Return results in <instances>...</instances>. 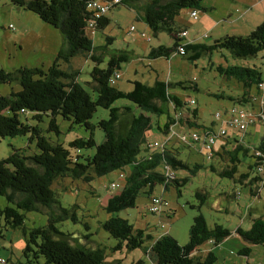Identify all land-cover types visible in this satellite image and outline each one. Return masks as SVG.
I'll return each mask as SVG.
<instances>
[{
	"label": "trees",
	"instance_id": "1",
	"mask_svg": "<svg viewBox=\"0 0 264 264\" xmlns=\"http://www.w3.org/2000/svg\"><path fill=\"white\" fill-rule=\"evenodd\" d=\"M90 1L92 0H10L13 6L36 15L40 21L57 29L65 42V45L57 52L52 65L46 70L19 67L9 72L0 69V85H10L15 82L21 88L20 91L12 92L7 96L0 95V138L28 133L29 141L33 140L37 149V153L29 158L13 151L7 158L0 160V198H4L8 204L0 208V219L4 221V225L0 227V237L3 238V231L14 230L23 225L24 216L19 211H32L38 206L50 210L46 226L31 229L27 233L22 251L23 258L26 260L24 264H38L40 258L42 264H105L104 253L100 248L70 244L58 231L56 225L62 221L77 222L74 207L68 209L60 207L51 188L52 183L58 178H82L84 181H89L94 176L110 174L115 169L123 171L127 169L121 192L109 197L105 205V211L108 214H116L120 210L133 208L140 192L150 200L151 196L157 195L154 194L156 187L162 190L158 194L160 197L162 192L170 189H174L177 196H180L179 188L188 181L186 174L194 176L203 167L200 163L190 164L188 160L179 159L173 149L166 147V142L161 149L150 151L146 156H138L141 144L146 139L144 133L151 130V120L142 114L137 117L132 116L126 132L119 133L116 130V123L119 120L120 110L127 114L130 109L110 107L113 102L124 99L136 108L149 111L156 116L167 113L162 128L157 127L163 135L168 136L170 128L176 125L197 129L203 133V136L215 133L213 128L198 124V113L195 107L182 105L176 96L168 93L169 83L156 80L149 86L139 81H132V90L128 92L109 86L108 80L111 74L115 70H120V64L128 62L126 52L112 53L105 69L93 67L90 75L95 84L93 85L94 99L75 81L77 73L61 69L62 64H68L74 56L82 52L91 54L93 62H100L101 58L92 54L101 48L95 49L92 39L86 33L87 22L90 19L86 5ZM135 1L137 0H122L121 3L119 1L109 10L127 3L132 5ZM200 2L201 0H149L141 6H136L141 21L154 34L165 31L173 40L171 48L164 46L152 48L148 55L150 59L159 57L168 59L171 52L178 54V48L182 47L181 45L185 51L182 57H185L187 52H192V55L188 57L190 61L197 59L202 53L215 50H226L232 57L238 59L256 57L258 53H264V21L245 37L224 36L215 40L212 45L190 43L187 38L186 40L179 38L177 35L184 29H174L175 17L182 9L206 11V8L200 6ZM108 22L107 17L101 18L97 22L96 31L103 30ZM106 41L109 44L112 39L106 38ZM180 41H182L181 44H179ZM223 73L241 82L245 89H249L254 84L258 90V86L264 83L256 68L230 67L223 70ZM193 85L192 80L188 89L196 90ZM213 96L240 104H247L253 98L246 93L235 98ZM168 102L173 105L171 115L163 106ZM98 107L109 110L108 119L97 123V127L104 133V141L95 145L94 140L89 138L69 143L70 147L79 149L95 146V152L91 157L72 156L61 144L48 141L35 124L44 116L48 117V130H54L58 134L55 118L59 116L75 125L92 129L93 126L89 120ZM182 109L184 113L177 116L178 110ZM121 114L124 113L121 112ZM21 117H24V123ZM193 143L199 144L195 141ZM234 143H236L235 147L223 152L221 157L220 154H216V157L226 159L228 162L222 170L217 172L213 165H209L208 168L219 177L231 179L241 185L248 180L244 185L250 189V193H255L252 196L260 197L264 193V174H258L255 171V160L258 161L259 158L254 156V152L260 150L264 154V138L255 144H247L235 138ZM182 145H186V149L191 148V145L186 143ZM198 152H202L200 145ZM240 154L243 157L249 156L252 163L248 165L244 176L235 179L238 165L241 163L238 157ZM80 158L86 162L75 161ZM27 161L30 165L26 164ZM165 167L173 172V178L166 176ZM249 171L252 175H249ZM178 172H183L185 176L178 177ZM195 198L199 200L197 207L199 209L206 197L204 194L196 193ZM54 207L57 209V214ZM249 217H252L251 213ZM101 227L111 238L119 241L117 249L123 243L125 249L131 251L143 248L145 241H149V244L143 248V254L148 257L154 256L155 262L152 264H216L217 259L213 252L208 251L204 257L194 256V252L205 243L217 246L230 236V231L221 225L208 227L201 213L193 218L188 232V241L184 245L178 244L169 234L160 235L153 240L148 234L144 236L141 230L134 231L127 220L118 216H110L101 224ZM234 232L250 245L260 246L263 249L262 264H264V216L252 218L247 230L238 227ZM24 236H26L25 233ZM250 252L249 247H243L237 254L247 257ZM109 264L121 263L113 261ZM131 264L149 263L139 259Z\"/></svg>",
	"mask_w": 264,
	"mask_h": 264
},
{
	"label": "rangeland",
	"instance_id": "2",
	"mask_svg": "<svg viewBox=\"0 0 264 264\" xmlns=\"http://www.w3.org/2000/svg\"><path fill=\"white\" fill-rule=\"evenodd\" d=\"M256 1L201 0L200 6L206 8V11L182 9L175 17L173 27L174 29H184L187 32V41H193L195 44L212 45L215 40L224 36L245 37L253 29L250 28L252 21H246L241 13L246 9L245 7H249ZM231 7L240 12H234L233 10L232 16L211 28L213 23L218 20L220 13ZM191 10L197 12L195 20L189 15ZM252 12L255 16H257L256 14L260 15L261 12L264 13V4L258 2V7L253 8ZM138 14L136 6L128 3L113 7L107 12L109 22L105 28L96 31L93 36H89L95 49L97 47L101 48L92 54L101 58L100 62H93L91 54L82 52L74 56L68 64L61 65L62 70L77 73L75 81L90 93L92 99L95 98L93 93V85L95 84L91 79V70L93 67L105 69L110 55L117 51H123L127 53L129 59L128 62L120 64L121 78L114 85L117 90L131 91L132 81H139L149 86L156 80L169 83L168 93L176 96L182 105H186L189 99L194 100L195 104L192 107L197 109L198 124L213 128L215 133L221 128V124L214 121L213 116L216 112L221 113L226 118L233 107L243 110L247 114L257 111V107L253 105L240 104L229 101L226 98H216L213 95L231 96L233 98L237 97V95L241 96L243 93L254 95V84L249 89H245L241 82L234 77L225 75L223 70H227L230 67L256 68L260 73V78L264 80L263 52L258 53L256 57L245 59L234 58L226 50L202 53L193 61L188 59L192 52H187L185 57L171 52L168 59L164 57L150 59L148 55L152 48L158 46L171 48L173 40L165 31H159L154 34L143 21L137 18ZM259 19L257 23L262 22L264 17ZM41 26L50 28V30L52 28L40 21L36 15L13 6L10 0H0V69L9 72L19 67H36L46 70L52 65L55 57L51 56L49 51L41 53L37 46L39 40L35 38L34 34L41 35ZM131 27H133V31H130ZM142 33L145 34L146 38L149 37L150 41L141 37ZM204 36L206 37L204 38ZM106 38H111L112 41L107 44ZM181 43L182 41L179 42V44ZM192 80L196 90L188 89V85ZM20 89L19 84L15 82L10 85L2 84L0 85V95L7 96L12 92L20 91ZM163 106L168 109V114L171 115L173 112L172 103L168 102ZM110 107H126L130 109L127 114L122 109L120 110L119 120L116 123V130L119 133L126 132L132 116L137 117L142 114L151 120V130L145 131L146 139L141 144L138 156H146L150 153L151 150L147 148L148 144L164 142V136L160 135L161 132H159L158 128H162L166 121L167 113L156 116L149 111L136 108L124 99L116 100ZM121 112L124 114H121ZM108 117L109 110L96 108L89 120L93 128L86 129L57 116L55 123L58 128V134L54 130H48V117L44 116L40 122L35 124H37L42 135L48 141L61 144L69 150L72 156L77 155L83 158L93 156L95 146L79 149L70 147L69 143L75 140L84 141L92 138L95 145L101 144L104 141V133L97 127V123L100 120H107ZM21 121L25 122L24 117H21ZM257 124L254 128H250L249 132L253 137L262 139L264 138V122H257ZM179 128H174L175 135L170 140L171 147L176 152L178 151V154L180 153L178 155L179 159L188 160L190 164L197 162L203 167L194 176L189 173L186 174L188 181L179 188L180 196H177L174 189H170L162 195L166 205L161 209V214H152L147 211L149 200L141 192L137 196L133 208L120 210L116 214H108L105 211L107 199L121 192L124 180L119 179V174L123 173L125 177L127 169L124 171L115 169L110 174L94 176L89 181H84L82 178L64 177L55 180L51 188L60 207L66 209L74 207L77 222L62 221L56 225L58 231L70 244H80L87 248H100L104 253L105 264L113 261H119L121 264H131L139 259L146 260L147 263L152 264V255L148 257L143 254V248L149 244V241H145L143 248L128 251L121 243L120 248L117 249L116 246L119 241L111 238L102 229L101 224L110 216H118L127 220L134 231L141 230L144 236L148 234L153 240L160 233L169 234L178 244L184 245L188 241V232L193 218L201 213L208 227L221 225L230 231L231 236L224 239L217 246H213L210 243L203 244L194 252V256L204 257L208 251H211L216 256V264H262L263 249L260 246L250 245L237 234H234L233 231L238 227L247 230L252 218L259 215L264 216V193L260 197L252 196L255 193L248 192L247 186L210 172L209 165H213L216 171L219 172L228 162L226 159L217 157L214 160H206L204 153L198 152L199 145L193 143L191 134L199 130L190 129L185 134V143L191 145L190 149H184L181 152V148H175L178 139L177 135L182 133L181 128ZM223 128L227 131V135L225 137H217V139L231 138L228 133L234 132L232 128L224 124ZM154 131H158L159 134L153 135ZM245 140H247V137ZM13 151H17L26 158L32 157L37 153L35 142L33 140L29 141L28 133L15 137L0 138V160L7 158ZM82 158L75 161L85 163L86 161L82 160ZM240 162L238 172H247L245 162L241 160ZM26 164H29V162L27 161ZM249 175H252L250 171ZM184 176L183 172H178V177L182 178ZM111 183L116 185L114 189L110 187ZM161 191L160 187H156L154 194L158 195ZM196 193L204 194L206 197L204 204L199 209L197 208L199 200L195 198ZM6 205L8 204L4 198H0V208ZM54 208L57 214V209L56 207ZM19 212L24 216L23 225L14 230L3 231L4 236L3 238L0 237V257L5 260V264L25 263L26 260L23 258L22 251L26 243L27 233L31 229L46 226L50 215V210L40 206L32 211ZM247 212L252 214L251 218L246 215ZM166 213H168V216ZM3 225L4 221L0 219V227ZM24 233L26 236H24ZM243 247H249L251 250L247 258L237 254ZM38 264H42L41 258L38 260Z\"/></svg>",
	"mask_w": 264,
	"mask_h": 264
},
{
	"label": "built area",
	"instance_id": "3",
	"mask_svg": "<svg viewBox=\"0 0 264 264\" xmlns=\"http://www.w3.org/2000/svg\"><path fill=\"white\" fill-rule=\"evenodd\" d=\"M119 1L121 3L122 0H109V1L92 0L87 3L86 11L90 14V19L87 22V26H86V33L88 36H93L95 34L97 22L107 14L106 12L109 10L111 6L118 4ZM189 15L194 20L197 18V12L195 10H191ZM133 30H134L133 27H131L130 31ZM177 36L179 38L186 40L187 32L183 30ZM141 37L146 38L144 33L141 34ZM205 37L206 36H204V38ZM146 40L150 41V38L147 37ZM181 46L182 47L178 48V54L180 56H183L185 55V51L183 45ZM120 78H121L120 70H115L113 74L109 77L108 80L109 85L114 86ZM258 91L260 96L253 99V102L256 101V106H257L256 112H249L248 116H239L238 109L233 107V109L229 111V115L226 116V118H224V116L221 113L216 112L213 116L214 121L216 123L221 124L220 126L221 128H219V131L217 133L207 134V136H203L202 132L197 131L191 134L192 141L199 143L198 145H200L201 151L204 153V157L206 160H212L214 157V146L217 137H225L227 135V131L223 128V124L228 127L236 129V132L239 135H241L247 130L248 127L257 124V122H264V83H261L258 86ZM194 104H195L194 100L192 99L187 100V106L193 108L192 106ZM21 112H23V110H21ZM179 115L180 113L177 116ZM174 135H175V130H173L171 127L168 132V136L166 135V139H164V142L166 143L169 142ZM177 138H178L177 141L179 140L182 143L186 142L185 135H177ZM164 142L160 144H158L157 142L148 144L147 148L151 151L161 149L162 146L164 145ZM254 156L259 158L258 161L255 160L256 164L254 168L256 173L264 174V154L260 150H257L254 152ZM164 173L166 174L167 177L173 178V172H170V170H168L166 167ZM120 178L124 180L123 173L119 174V179ZM110 187L114 189L116 185L114 183H111ZM164 201L165 200L158 195L151 196L149 200V205L147 206V211L152 214H158V213L161 214V209L166 205V202ZM0 264H5V260L2 259L1 257H0Z\"/></svg>",
	"mask_w": 264,
	"mask_h": 264
},
{
	"label": "crops",
	"instance_id": "4",
	"mask_svg": "<svg viewBox=\"0 0 264 264\" xmlns=\"http://www.w3.org/2000/svg\"><path fill=\"white\" fill-rule=\"evenodd\" d=\"M149 0H137V1H135V3H133L132 5H134V6H141L142 4H144V3H146V2H148ZM258 2L259 3H261V4H264V0H257L256 2H254L253 4H251V5H249V7H245L246 9H244L243 11H242V13H241V15H243L244 17H245V20L246 21H252L251 22V25H250V28H255L259 23H257L260 19L259 18H262V17H264V13L263 12H261L260 13V15L259 14H256L257 16H255V14L252 12V10H253V8H256V7H258ZM234 7H231V8H229L228 10H224V11H222V13H220V16H219V18H218V20L216 21V22H214L213 23V26L211 27V28H214L215 26L214 25H217V24H221L222 22H224V19H226V18H228V17H230V16H232V11L234 10V12H240V11H238L237 9H233ZM240 15V16H241ZM105 17H107V14L105 15ZM137 18L139 19V20H141V18H140V16L139 15H137ZM194 20V19H193ZM256 20V21H255ZM264 21V20H263ZM219 22H221V23H219ZM51 27V26H50ZM253 29H251V30H253ZM42 32V33H41ZM40 33H41V35H39V34H34L35 35V38L37 39V40H39V42H37V46H38V48H39V51L41 52V53H43V51H49V54L51 55V56H53V57H55L56 56V54H57V52L65 45V42H64V39L62 38V36H61V34L59 33V31L57 30V29H55V28H51V30H50V28H47V27H45V26H41V28H40ZM190 43H193V41H189ZM34 68H36V67H34ZM264 81V80H263ZM249 92V91H248ZM239 94H240V91H239ZM237 96H239V95H237ZM249 96V95H248ZM251 96V95H250ZM253 96V98H252V101H251V99L248 101V105L249 106H251V105H253V106H255V107H257L256 106V101H254L253 102V99L254 98H257L258 96H260V94H259V91L255 88V94L254 95H252ZM178 112L179 113H184V110L182 109V110H178ZM258 124H254L253 126H250V127H248L247 128V130L242 134V135H238L237 134V132H236V129H234V128H232V130L234 131V132H232L231 134H229L228 133V136H230L231 138H228V139H216V141H215V145H216V147L214 146V157H213V159L214 158H216V154H220V157H221V154H223V152H225V151H227V150H232L234 147H235V144L236 143H234V139L236 138L237 140H243V142H245V143H247V144H255V143H257V142H259L260 141V139L259 138H256V137H253L252 136V134L249 132V129L250 128H254L255 126H257ZM179 128L180 126H178V125H176V126H173L172 127V129L174 130V128ZM181 128V127H180ZM179 128V129H180ZM190 129H192V128H190V127H188V128H184V127H182L180 130H181V132L182 133H180V135H185L187 132H189V130ZM160 132V131H159ZM159 132L158 131H154V133H153V135L154 134H159ZM160 135H162V136H164L163 137V140L164 139H166V135L164 134L163 135V133H160ZM247 137V140H245V138ZM239 143V142H238ZM167 148H171V149H173L171 146H172V144H171V142L169 141V142H167ZM181 146V147H180ZM186 145H182V143H177L176 144V146H175V148H181V152L184 150V149H186V147H185ZM174 150V149H173ZM175 151V150H174ZM176 152V151H175ZM176 154L177 155H179L178 154V151L176 152ZM249 156H251V153L249 152ZM249 156L247 157V156H242L241 154L238 156L239 157V159L241 160V161H244L245 162V164H246V167L248 168V165H250L251 163H252V161H251V159L249 160ZM220 157H217V158H220ZM240 165V164H239ZM238 165V166H239ZM244 174H246V172H242V173H239L238 171H237V173L235 174V176H234V178L236 177H239V176H244ZM248 182V180L247 181H244L243 183H242V185L243 186H245L244 184H246ZM166 191H168V190H165L164 192H162V195L166 192ZM248 192H250V189L248 188ZM233 197H234V195H233ZM167 215H168V213H166ZM246 215H248L249 216V213L247 212V214ZM233 233L234 234H236L234 231H233ZM160 235H163V234H159V236ZM158 236V237H159ZM231 236V235H230ZM229 236V237H230ZM157 237V238H158ZM229 237H227V238H229ZM150 256V255H149ZM247 258V257H246ZM152 260H153V262H155V258H154V256L152 255Z\"/></svg>",
	"mask_w": 264,
	"mask_h": 264
},
{
	"label": "bare ground",
	"instance_id": "5",
	"mask_svg": "<svg viewBox=\"0 0 264 264\" xmlns=\"http://www.w3.org/2000/svg\"><path fill=\"white\" fill-rule=\"evenodd\" d=\"M238 115L239 116H248L247 113L241 111V110H238Z\"/></svg>",
	"mask_w": 264,
	"mask_h": 264
}]
</instances>
